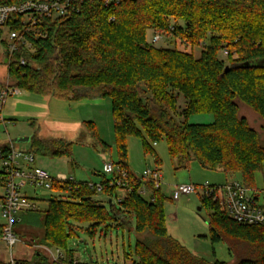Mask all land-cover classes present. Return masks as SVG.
<instances>
[{
    "label": "trees",
    "instance_id": "obj_1",
    "mask_svg": "<svg viewBox=\"0 0 264 264\" xmlns=\"http://www.w3.org/2000/svg\"><path fill=\"white\" fill-rule=\"evenodd\" d=\"M23 1L0 0V4ZM21 19L15 14L8 25L20 30ZM148 30L201 47L199 55L175 47L156 48L146 38ZM2 36L0 28L5 57ZM26 36L31 48L19 43L8 60L4 58L10 85L74 101L109 96L117 148L113 162L128 171L131 182V189H125L123 200L112 211L93 198L98 192L89 186L90 181L54 183L52 188L67 195L45 201L42 243L60 249L63 260L71 263L76 258L67 240L77 234L80 225H85L90 237L101 224L105 233L110 226L132 230L128 213L134 218L136 241L122 259L132 264H228L207 261L168 234L164 203L172 199L162 188L153 190V201L138 194L141 182L128 167L125 140L130 135L140 137L144 153H153L154 167L159 168L160 160L149 140L155 145L163 138L170 157L181 164L194 158L207 169L238 174L244 186L257 190L254 174L264 164V143L247 119L239 116L236 101L263 119L264 136V0H70L65 15L43 17ZM154 86L158 87L153 92ZM180 95L185 105L177 114L182 120L176 122L174 102ZM155 101L162 106H151ZM193 113L212 114L213 120L188 123ZM84 128L100 142L91 123ZM29 143L33 156L70 155L71 142L64 139L45 141L34 135ZM100 144L103 151L110 150ZM0 150L7 158L10 142L0 143ZM98 175L101 193L116 196L121 188L110 186L104 173ZM3 180L1 170L0 185ZM201 197L209 212L210 239L217 242L224 237L246 244L247 254L235 264H264V224L237 223L211 199ZM2 228L0 223V232ZM15 264L58 263L37 251L33 261L16 260ZM88 264L97 263L91 260Z\"/></svg>",
    "mask_w": 264,
    "mask_h": 264
},
{
    "label": "rangeland",
    "instance_id": "obj_2",
    "mask_svg": "<svg viewBox=\"0 0 264 264\" xmlns=\"http://www.w3.org/2000/svg\"><path fill=\"white\" fill-rule=\"evenodd\" d=\"M152 35V31L146 32V38L151 43ZM152 44L156 48L175 47L179 50L192 51L195 56L199 55L201 49V47L184 45L178 39L175 40L166 34H163L160 41ZM221 56L224 54L221 53ZM7 81V64L3 56V49L0 47V89L5 86ZM155 87L158 86L153 87V92ZM152 94L147 96L150 98ZM236 102L239 108V116H244L247 119L249 125L258 132L260 141L264 143V136L261 131L263 119L245 104L240 101ZM174 103L177 112L174 114L175 121L179 122L182 118L177 114L184 107L185 100L180 95ZM151 106L159 108L162 105L159 101L155 105L151 104ZM0 115L4 119L3 122H0L1 144L12 141L16 149L29 151L30 138L34 135L45 141L60 138L71 142L70 155L68 156L34 155V163L46 168L53 176L56 175V172H62L75 177L76 181L91 179L95 183L100 179L98 174L103 173V163L117 160L116 138L109 96L84 97L74 101L41 96L20 89L18 93L9 95L3 104L0 101ZM212 120L213 115L209 113H193L187 117L188 123H209ZM86 123H91L94 126L97 138L109 146V151H103L100 142L95 139L92 133L85 130L84 124ZM20 138H29V141L28 143L18 141ZM149 143L160 160L158 166L163 175L164 183L162 190L169 196L171 188L176 184L221 185L231 178L241 182L238 174L226 175L219 169H207L194 158L185 164H181L178 158L170 157L166 141L163 138L155 145L151 140ZM125 144L129 169L132 173L140 175L148 166L154 168L157 164L153 153H144L140 137L130 135L126 138ZM16 159L20 165H26L22 156H18ZM254 183L257 190L264 189V164L260 171L255 172ZM2 191L3 184L0 185V193ZM21 192L39 203L36 209L18 213L19 219L17 218L13 228L18 238H23L25 244L33 245L36 250L31 259L23 260L33 261L38 251L51 263H55L48 256L49 253L46 249L53 251L56 248L47 247L42 243L44 233L42 210L45 208L43 202L57 196H65L67 193L61 189L33 187L31 185H27ZM200 194L198 189L197 193L181 196L178 200L165 201L164 213L167 232L192 253L207 261L218 260L235 264L237 258L247 254L248 246L238 240H229L224 237L217 242L210 239V227L207 223L209 212L207 208L202 206ZM93 198L109 210L108 197L105 194L98 192ZM199 207L200 210H198ZM125 216L131 222L132 230H129V226L124 228L110 226L105 233L104 225L101 224L97 227L95 235L90 237L83 229L85 225H80V228L76 229L77 234L68 238L67 245L79 264H88L91 260L97 264L122 260L124 252H129L136 241V235L133 231L134 218L128 213H125ZM2 221L0 216V223ZM106 224L110 225V222L107 221ZM137 236L145 237V235ZM29 237H32L34 241H30ZM231 249L235 252L233 253Z\"/></svg>",
    "mask_w": 264,
    "mask_h": 264
},
{
    "label": "built area",
    "instance_id": "obj_3",
    "mask_svg": "<svg viewBox=\"0 0 264 264\" xmlns=\"http://www.w3.org/2000/svg\"><path fill=\"white\" fill-rule=\"evenodd\" d=\"M69 1L26 0L18 4H0V28L3 30L2 39L6 41L7 51V55L4 58L8 60L17 49L19 43L30 49L31 43L26 36L30 28L40 23L43 17L57 18L65 15L68 12ZM105 1L108 2L109 0ZM15 14L21 15L22 18L20 30H15L8 25V21ZM162 38L163 33L156 31L153 33L151 41L155 43ZM20 63L25 64L23 58H20ZM19 90L11 86L8 80L5 86L0 89L1 103L3 104L9 95L16 94ZM3 120L0 115V122H3ZM10 148L11 152L5 159L0 150V161L3 165L4 174L3 194L0 196V216L3 220L0 240L4 242L9 252V258L5 263L15 264L16 258L12 249L19 240L13 228L17 221L18 213L23 210L27 211L37 208L35 203L22 194V189L27 185L52 188L56 182L75 180V177L61 173L53 176L46 168L34 163L35 158L32 153L23 154L16 152L13 149L12 141H10ZM18 156H22L30 167L27 169L19 167V161L16 159ZM102 171L110 186L115 184L121 188L116 196H107L108 199L112 200L113 205L117 206L123 200L125 189H131L129 173L113 161L104 162ZM134 177L141 182V186L137 190L138 194L152 201L153 190L162 188L164 184L161 170L156 167L151 168L148 166L142 174H135ZM133 183H136V180ZM89 186L94 187L99 193L102 191L99 182L90 181ZM198 189L201 196L215 202L219 210L235 222L244 225L264 224V189H250L244 186L242 182L231 178L221 185L176 184L171 188L170 197L172 200H178L181 196L197 193ZM46 251L49 253L50 259L58 264H79L77 259H73L71 263L65 262L63 260L64 253L58 248L53 251L46 249ZM107 264H132V262L122 259Z\"/></svg>",
    "mask_w": 264,
    "mask_h": 264
},
{
    "label": "crops",
    "instance_id": "obj_4",
    "mask_svg": "<svg viewBox=\"0 0 264 264\" xmlns=\"http://www.w3.org/2000/svg\"><path fill=\"white\" fill-rule=\"evenodd\" d=\"M28 143V142H27ZM13 149L16 151V152H20V153H23V154H27L29 151H21L19 149H16L13 145ZM18 161V160H17ZM26 163V161H24ZM18 166L21 167V168H24V169H27L30 167V165H28L26 163V165H20V162H18ZM128 167H129V163H128ZM3 169V165H2V162H1V170ZM57 173H61V174H65V173H62V172H56ZM96 173V172H95ZM85 181H91L93 182L91 179L89 180H85ZM3 194V191L0 193V196ZM25 197H27V195L25 193H22ZM28 199H30V201H32L33 203L36 204V206L39 204V203H36L32 198L30 197H27ZM43 203H45V207H46V202L44 201ZM38 208V207H37ZM44 209V208H43ZM26 210H23V211H20V212H24ZM28 211V210H27ZM19 212V213H20ZM2 219V218H1ZM19 219V218H18ZM3 223V221L1 222ZM43 224V223H42ZM18 238V236H17ZM30 238V241H34V239L32 237H29ZM18 243L14 246V248L12 249V252H13V255L14 257L16 258V260H23V259H31V257L33 256V253L36 251L35 248L33 247V245H28V244H25V241L23 238H18ZM35 246V245H34ZM9 258V252H8V249L6 248V245L4 244L3 241L0 240V261L2 262H6Z\"/></svg>",
    "mask_w": 264,
    "mask_h": 264
},
{
    "label": "water",
    "instance_id": "obj_5",
    "mask_svg": "<svg viewBox=\"0 0 264 264\" xmlns=\"http://www.w3.org/2000/svg\"><path fill=\"white\" fill-rule=\"evenodd\" d=\"M225 70L227 71V67L225 68ZM18 141H24V142H28L29 141V138H20L18 139ZM108 203H109V210L112 211L113 210V202L111 199H108ZM198 210H200V207L198 208Z\"/></svg>",
    "mask_w": 264,
    "mask_h": 264
}]
</instances>
